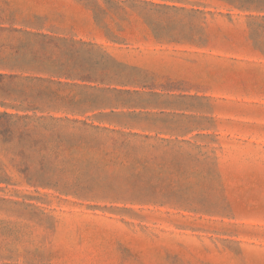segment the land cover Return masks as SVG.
Returning <instances> with one entry per match:
<instances>
[{
  "label": "rangeland",
  "instance_id": "374dc122",
  "mask_svg": "<svg viewBox=\"0 0 264 264\" xmlns=\"http://www.w3.org/2000/svg\"><path fill=\"white\" fill-rule=\"evenodd\" d=\"M9 1L135 67H120L130 82L116 85L157 94L146 111L161 120L145 133L170 141L125 148L78 126L43 150L39 134L19 139L23 128L10 143L0 136V264H264V0H113L118 42L92 0ZM118 15L131 21L121 30ZM88 48L79 74L100 75ZM109 113L89 121L111 127ZM44 177L57 186L27 180Z\"/></svg>",
  "mask_w": 264,
  "mask_h": 264
},
{
  "label": "trees",
  "instance_id": "16d2710c",
  "mask_svg": "<svg viewBox=\"0 0 264 264\" xmlns=\"http://www.w3.org/2000/svg\"><path fill=\"white\" fill-rule=\"evenodd\" d=\"M0 1L4 4L0 5V106L16 110H0V136L4 143L12 142L15 129L23 128L25 131L19 134L20 140L39 134L38 138L32 139L33 145L43 150L51 144L58 148L65 142L69 127L78 126L84 132L93 130L96 133L116 134L123 139L125 148H130L135 139L136 142L142 139V144L149 140L170 141L159 138V132L150 135L133 131L139 126L154 130L152 128L161 120L158 114L146 111L154 107H151L152 99L145 96L155 97L157 94H144L139 90L117 86L124 87L130 82L120 67H135L117 60L92 41L77 39L75 34L47 27L51 19L49 13L24 10L16 4L13 6L9 0ZM172 1L189 3L188 0ZM219 1L240 8L261 6L257 0ZM91 2L93 19L104 30L106 39L118 42L121 38L111 28L108 21L114 20L112 17L108 19V16L112 11L110 6L119 2L104 0L109 5L106 8L101 7L98 0ZM141 3L168 11H187L185 6ZM191 11L201 12L195 8H191ZM62 17L61 13L57 15V19ZM117 18L119 21L115 25L118 30H121L123 22H131L119 15ZM79 45L89 47L90 67L99 69L102 74H79ZM105 109L110 110L106 116L110 124L115 125L112 128L89 121V113L100 114ZM115 141L118 142L117 139ZM27 180L40 186L56 187L58 184L52 185V181L46 177Z\"/></svg>",
  "mask_w": 264,
  "mask_h": 264
},
{
  "label": "crops",
  "instance_id": "0c3cea01",
  "mask_svg": "<svg viewBox=\"0 0 264 264\" xmlns=\"http://www.w3.org/2000/svg\"><path fill=\"white\" fill-rule=\"evenodd\" d=\"M115 125L114 124H111V128L114 127ZM133 131H141V132H151L152 130H146L144 128V126H139V127H135L133 128Z\"/></svg>",
  "mask_w": 264,
  "mask_h": 264
}]
</instances>
